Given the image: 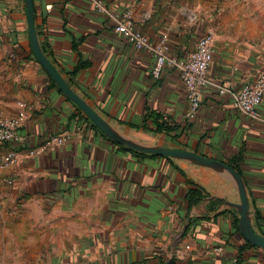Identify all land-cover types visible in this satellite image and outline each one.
<instances>
[{"label":"crops","instance_id":"crops-1","mask_svg":"<svg viewBox=\"0 0 264 264\" xmlns=\"http://www.w3.org/2000/svg\"><path fill=\"white\" fill-rule=\"evenodd\" d=\"M102 1L114 12L131 9L151 43L165 38L177 59L213 30L209 82L194 118L187 116L178 70L168 64L154 78V55L134 48L92 0H34L45 54L73 90L129 137L226 163L240 153L236 164L264 234V99L260 119H250L221 92H237L264 75V0ZM49 76L31 47L25 0H0V112L16 116L19 101L28 105L19 128L27 138L23 154L0 170V264H236L240 254L242 264H264V250L246 246L237 210L214 215L222 203L212 196L241 200L229 180L204 166L122 149ZM153 114L173 128L158 130ZM74 131L62 145L25 152ZM194 184L209 195L190 206Z\"/></svg>","mask_w":264,"mask_h":264},{"label":"built area","instance_id":"built-area-1","mask_svg":"<svg viewBox=\"0 0 264 264\" xmlns=\"http://www.w3.org/2000/svg\"><path fill=\"white\" fill-rule=\"evenodd\" d=\"M92 2L98 12L105 14L115 31L124 35L134 48L147 49L154 55L155 62L152 68L154 78H159L163 68L168 64L178 70L190 103L187 116L189 119L194 118L201 106V89L209 82L208 70L213 62L215 46L213 30L205 31L187 58L177 59L170 56V45L165 38L151 43L149 36L137 26L131 9L114 12L102 0H92ZM221 92L232 96L235 107L243 115L250 119H260L258 107L264 99V75L255 82L246 84L237 92L226 87H222ZM18 108L16 116H6L0 112V170L9 169L18 161L23 154L21 147L27 142V138L19 128L26 120L28 105L24 101H19ZM74 133L75 131L51 135L38 146L25 148V152L27 156L45 152L51 147L62 145ZM8 143L11 146L3 150L2 147Z\"/></svg>","mask_w":264,"mask_h":264},{"label":"water","instance_id":"water-1","mask_svg":"<svg viewBox=\"0 0 264 264\" xmlns=\"http://www.w3.org/2000/svg\"><path fill=\"white\" fill-rule=\"evenodd\" d=\"M26 13L28 19L29 35L31 47L35 58L45 68L50 75L51 79L58 85L63 94L75 103L90 120L111 140L117 144L124 145L134 150L157 154L161 156H167L186 162H190L196 165L207 167L214 172L219 173L227 180H229L237 189L240 194V201H230L224 197L212 196V198L219 199L221 205L214 215L221 212L226 208H234L239 212L238 229L245 237L247 241L253 245L262 248L264 250V234L261 233L256 226L254 219V211L252 209V201L249 196L247 183L242 174H240L235 168L224 162L223 160L210 158L203 154H200L194 150L187 149L185 147L178 148L172 146H165L160 144H152L148 142H142L137 139L131 138L128 135L122 133L115 128L109 121L101 116L92 106H90L85 99H83L70 84L65 80L63 75L59 72L56 66L51 62L48 56L43 51L40 44L38 33L35 25V5L34 0H25ZM193 214H190L186 223L183 226L182 234L186 231V228L191 221Z\"/></svg>","mask_w":264,"mask_h":264},{"label":"trees","instance_id":"trees-1","mask_svg":"<svg viewBox=\"0 0 264 264\" xmlns=\"http://www.w3.org/2000/svg\"><path fill=\"white\" fill-rule=\"evenodd\" d=\"M81 66H83V64H81ZM50 77V76H49ZM51 78V77H50ZM51 85L52 86H54V87H57L58 88V85L51 79ZM60 91H61V89H59ZM62 92V91H61ZM77 106V105H76ZM77 108H78V110L82 113V111H81V109L77 106ZM85 116V115H84ZM152 116H156V117H154L155 118V121H156V123H157V129L158 130H166V131H168V130H170V129H172L173 127V125H170V122L167 120V119H164V117H162L163 118V120L160 122V121H158V118H160V115L159 114H153ZM85 118L87 119V121H89L91 124H92V126L93 127H95L96 129H98L99 131H101L91 120H90V118H88V117H86L85 116ZM101 133L104 135V136H106L102 131H101ZM107 138H108V136H106ZM115 143V142H114ZM115 144H117V143H115ZM117 145H119V144H117ZM122 149H124V150H128V151H130V152H132V153H135V154H137V155H140V156H148V157H154V158H156V157H165V158H168V159H170V160H173V158H170V157H167V156H161V155H157V154H151V153H145V152H140V151H137V150H134V149H132V148H129V147H126V146H124V145H119ZM241 158V154L239 153V154H237V155H235V156H233V158L229 161V162H227V164H229L230 166H232L233 168H235L238 172H239V169H238V166H237V164H236V162L239 160ZM240 173V172H239ZM241 174V173H240ZM207 195H209V192L206 190V188L205 187H203L202 185H199V184H194L191 188H190V190H189V193H188V197H187V199H188V201H189V203H190V206L194 203V202H197V201H199L200 199H202L203 197H207ZM213 211H215V210H212V212ZM227 211H232V212H236V209H234V208H225L224 210H222L221 212H220V214H222V213H225V212H227ZM236 225H237V222L235 223ZM246 246H253L250 242H248L247 241V243H246ZM241 258V254H240V256H237L236 257V264H242V260L240 259ZM170 264H176L175 263V261H172Z\"/></svg>","mask_w":264,"mask_h":264},{"label":"rangeland","instance_id":"rangeland-1","mask_svg":"<svg viewBox=\"0 0 264 264\" xmlns=\"http://www.w3.org/2000/svg\"><path fill=\"white\" fill-rule=\"evenodd\" d=\"M235 1L238 2V1H242V0H235ZM254 3H255V1L253 0L251 5H254Z\"/></svg>","mask_w":264,"mask_h":264}]
</instances>
